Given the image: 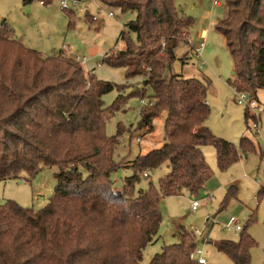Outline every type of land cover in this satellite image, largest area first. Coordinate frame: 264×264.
I'll list each match as a JSON object with an SVG mask.
<instances>
[{
    "label": "trees",
    "instance_id": "1",
    "mask_svg": "<svg viewBox=\"0 0 264 264\" xmlns=\"http://www.w3.org/2000/svg\"><path fill=\"white\" fill-rule=\"evenodd\" d=\"M54 0H22L24 5ZM102 6L130 12L118 41L122 48L105 55L101 64L125 71V84L139 79L141 88L129 97L147 100L139 109L136 130L152 132L153 121L164 118V144L139 155L128 165L134 176L113 189L111 175L121 166L113 153L123 132L117 126L107 136L105 126L129 97L119 96L105 107L103 96L116 86L84 73L72 58L42 56L23 46L5 20L0 22V181L21 174L33 177L43 168H56L55 188L38 211L14 201L0 205V264H139L143 248L157 234L161 216L155 204L181 191L199 192L211 173L202 147L214 150L216 164L225 171L238 160L233 145L215 137L207 127L210 110L207 84L174 74L180 44L188 46L193 21L177 11L174 0H98ZM226 9L214 30L224 40L232 60L234 92L254 101L264 93V0H220ZM64 13L71 18L72 10ZM132 35V37H131ZM151 91V94L148 93ZM247 121L256 117L247 109ZM243 150H254L241 141ZM169 172L134 196L139 174L149 178L162 165ZM146 174V176H144ZM236 195L230 187L220 209ZM253 218L247 221L246 227ZM245 227V228H246ZM242 228L238 241L220 240L216 250L233 264H250L253 240ZM178 242L164 247L149 264H198L190 259L197 238L181 230Z\"/></svg>",
    "mask_w": 264,
    "mask_h": 264
},
{
    "label": "rangeland",
    "instance_id": "2",
    "mask_svg": "<svg viewBox=\"0 0 264 264\" xmlns=\"http://www.w3.org/2000/svg\"><path fill=\"white\" fill-rule=\"evenodd\" d=\"M213 1L174 0L179 14L193 21L187 42L194 44L203 30L207 35L202 51L206 65L200 66L194 55L191 52L188 54V46L180 44L176 55L180 58L186 54L187 64L181 65L176 61L172 71L184 78H195L207 84L206 100L210 110L207 127L215 137L231 143L239 158L225 171H220L214 150L209 146L202 147L211 178L196 194L191 195L183 190L178 197L159 198L155 207L161 222L153 241L143 248L139 264H149L164 247L178 242L177 234L181 230L190 232V229L201 232L197 236L196 247L201 250L206 264H233L228 256L214 247V243L220 240L238 241L239 233L222 228L230 217L238 218L243 228L253 218L252 223L245 228L254 242L249 252L250 264H264V93H257L260 103L256 102L253 111L248 110L256 116L257 129H253L255 121L251 118L245 120L246 107L237 105L236 92L228 85L233 79L232 60L222 36L214 30L217 20L225 16L226 9L222 2L219 7L213 8ZM72 12V17L68 18L58 0L48 6L39 2L24 5L22 0H0V22L5 20L9 24L15 38L23 46L42 56L60 53L65 58H84L86 63L80 65L84 73L94 74L98 80L116 86L103 96L105 107L119 96L129 97L139 90L140 80L134 79L120 92L119 87L126 83L124 69L101 64L105 55L122 48L118 37L121 32L127 33L125 24L134 15L105 6H100L99 10L91 2L79 3L76 8H72ZM108 12L114 16L109 18ZM90 16H97L98 20L92 22ZM148 93L151 94V91L148 90ZM146 102L144 99L140 103L137 97L127 98L121 109L106 123L105 133L109 137L116 134L118 125L123 131L113 153L115 163L121 162V166L111 175L115 191L123 188L124 179L134 176L128 167L131 161L164 144V114L153 121L152 132L135 129L140 119L139 109ZM243 139L251 141L255 149L243 150ZM168 172L169 168L164 164L150 173L149 178L139 174V181L134 183V196L139 191L148 192L150 188L158 193V181ZM57 173L56 168H43L31 178L21 174L16 179L0 181V205L11 200L21 207L40 210L54 193ZM230 187L236 189V195L220 209ZM208 198L212 200L208 201ZM193 201L199 202L195 210L191 209ZM202 240L204 243H201Z\"/></svg>",
    "mask_w": 264,
    "mask_h": 264
},
{
    "label": "built area",
    "instance_id": "3",
    "mask_svg": "<svg viewBox=\"0 0 264 264\" xmlns=\"http://www.w3.org/2000/svg\"><path fill=\"white\" fill-rule=\"evenodd\" d=\"M59 1V5L60 8L64 11L66 10H72V8H76L79 3H84V2H91L96 8H98L100 10V6H102L99 1L97 0H58ZM219 5V1L218 0H214L213 1V6H218ZM107 16L109 18H112L114 15L112 14V12H108ZM91 19L92 22H96L98 20L97 16H90L89 17ZM205 32L202 31L200 32L199 36L196 38L195 43H191L189 41L188 44H190V48L192 51V54L194 55V57L197 59L198 64L200 66H204L206 65V63L203 61L202 59V51L205 48ZM74 60L79 64V65H83L86 63V59H79V58H74ZM236 103L239 106H244L246 107L247 110L253 111L256 108V101H254L253 99H251L248 94L243 93V92H236ZM252 114L255 116V114L252 112ZM256 117V116H255ZM253 129H257V123L254 122V124L252 125ZM144 176H146V174H144ZM211 198H208V201H211ZM199 206V202L198 201H193L191 204V209L195 210L197 207ZM223 230H232L235 233H240L242 230V226L240 223V220L236 217H230L228 219V221L222 226ZM191 233L197 238V236L201 235V232L197 231V230H192L190 229ZM190 259L195 260L198 264H206L205 259L202 257V252L199 249H195L194 252H192L190 254Z\"/></svg>",
    "mask_w": 264,
    "mask_h": 264
},
{
    "label": "crops",
    "instance_id": "4",
    "mask_svg": "<svg viewBox=\"0 0 264 264\" xmlns=\"http://www.w3.org/2000/svg\"><path fill=\"white\" fill-rule=\"evenodd\" d=\"M219 1V0H218ZM220 6V1H219V5L218 6H214L213 8H217V7H219ZM218 21V20H217ZM204 32H205V35H207V32L205 31V30H203ZM188 36H189V33H188ZM197 38V37H196ZM202 241H204V240H202ZM204 243V242H203Z\"/></svg>",
    "mask_w": 264,
    "mask_h": 264
},
{
    "label": "water",
    "instance_id": "5",
    "mask_svg": "<svg viewBox=\"0 0 264 264\" xmlns=\"http://www.w3.org/2000/svg\"><path fill=\"white\" fill-rule=\"evenodd\" d=\"M231 75H233V72H231ZM204 241H201V243H203Z\"/></svg>",
    "mask_w": 264,
    "mask_h": 264
}]
</instances>
